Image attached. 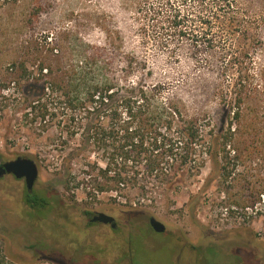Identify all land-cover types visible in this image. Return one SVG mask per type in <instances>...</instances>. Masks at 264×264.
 I'll use <instances>...</instances> for the list:
<instances>
[{
    "label": "rangeland",
    "instance_id": "obj_1",
    "mask_svg": "<svg viewBox=\"0 0 264 264\" xmlns=\"http://www.w3.org/2000/svg\"><path fill=\"white\" fill-rule=\"evenodd\" d=\"M233 1L247 14L250 31L196 28L203 38L195 41L189 31L193 15H207L210 0H0V162L33 160V192L51 198L50 207L34 211L24 202L21 180L0 179L3 249L23 261L52 264H235L247 258L264 264V216L249 221L226 215L222 199L228 185H221L208 163L199 175L180 173L172 188L147 189L144 198L128 187L97 193L90 180L69 182L71 176L82 178L86 162H106L102 149L87 143L83 150L80 128L63 120L47 127L21 121L38 91L28 76L51 59L54 43L64 59L80 58L83 43L105 47L101 58L117 70L130 55L141 64L131 78L158 85L162 98L177 101L187 117L205 119L214 130L226 120L224 96L240 73L229 60L248 50L252 61L242 71L250 69L245 79L256 86L264 109V0ZM176 9L181 24L170 19ZM108 37L117 38V51L105 44ZM214 39H223L222 54L212 47ZM96 213L112 216L116 228L90 223ZM150 217L164 224L163 233L153 231ZM209 248L214 256H208Z\"/></svg>",
    "mask_w": 264,
    "mask_h": 264
},
{
    "label": "trees",
    "instance_id": "obj_2",
    "mask_svg": "<svg viewBox=\"0 0 264 264\" xmlns=\"http://www.w3.org/2000/svg\"><path fill=\"white\" fill-rule=\"evenodd\" d=\"M210 1L207 15H193L195 25L189 31H194L191 36L195 41L203 38L196 28L203 31L231 25L250 31L247 14L233 0ZM179 13L176 9L171 14L173 23L181 24ZM116 39L108 37L105 44L113 45L117 51ZM216 40L217 45L212 47L222 54L226 51L223 39ZM104 48L83 43L80 58L64 59L60 57V45L54 43L50 47L51 59L38 65L32 77L28 76L38 91L27 104L21 121L47 127L63 120L81 129L84 151L92 144L105 153L104 167L86 162L80 171L82 178L71 176L69 182L79 185L90 180L96 185L92 191L97 193H117L128 187L144 198L147 189L172 188L180 173L199 175L208 163L211 171L218 173L221 185H228L222 199L226 215L235 214L249 221L264 216V109L256 86L246 81L250 69L247 74L242 71L252 61L249 51L235 52L228 61L240 73L234 87L228 90V98L224 96L226 120L214 130L205 119L187 117L177 101L162 98L158 85L131 78L135 67H141L133 57L125 55L124 65L117 70L114 62L101 58ZM20 94L24 96L22 90ZM76 134L70 133L72 137ZM231 189H236L235 194H229ZM24 201L34 211L51 205V198L35 192L25 193ZM215 253L208 249L209 257ZM240 261L254 264V259L248 258L235 260V264ZM0 264L52 263L23 261L0 246Z\"/></svg>",
    "mask_w": 264,
    "mask_h": 264
},
{
    "label": "water",
    "instance_id": "obj_3",
    "mask_svg": "<svg viewBox=\"0 0 264 264\" xmlns=\"http://www.w3.org/2000/svg\"><path fill=\"white\" fill-rule=\"evenodd\" d=\"M3 174H12L17 179L23 178L26 190L31 192L38 177V169L33 160L29 158L17 157L14 160L4 162L0 166V176ZM90 222L109 224L111 228H116L114 218L105 213L94 214ZM149 225L156 233H163L165 231L164 224L154 217L149 218Z\"/></svg>",
    "mask_w": 264,
    "mask_h": 264
},
{
    "label": "flooded vegetation",
    "instance_id": "obj_4",
    "mask_svg": "<svg viewBox=\"0 0 264 264\" xmlns=\"http://www.w3.org/2000/svg\"><path fill=\"white\" fill-rule=\"evenodd\" d=\"M17 158V157H16ZM14 160V159H13ZM9 161V160H8ZM4 162H6V161H4ZM4 162H0V166L4 163ZM4 177H10V178H13V179H15V180H21L22 182H23V184H24V187H25V182H24V179L22 178V179H17V178H15L12 174H3V175H1L0 176V179H2V178H4ZM32 192H33V189H32V191L31 192H28L27 190H26V188H25V192H24V200H25V193H29V194H32ZM25 202V201H24ZM93 217V216H92ZM91 217V218H92ZM91 218L89 219V222H90V220H91ZM91 223V222H90ZM93 224V223H92Z\"/></svg>",
    "mask_w": 264,
    "mask_h": 264
}]
</instances>
